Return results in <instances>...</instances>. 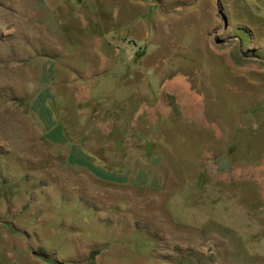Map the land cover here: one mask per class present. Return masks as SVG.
I'll return each mask as SVG.
<instances>
[{"label":"rangeland","instance_id":"1","mask_svg":"<svg viewBox=\"0 0 264 264\" xmlns=\"http://www.w3.org/2000/svg\"><path fill=\"white\" fill-rule=\"evenodd\" d=\"M0 264H264V0H0Z\"/></svg>","mask_w":264,"mask_h":264},{"label":"water","instance_id":"2","mask_svg":"<svg viewBox=\"0 0 264 264\" xmlns=\"http://www.w3.org/2000/svg\"><path fill=\"white\" fill-rule=\"evenodd\" d=\"M218 1V0H217ZM217 7H218V13L221 15V17L224 19L223 13L220 9L219 3H217Z\"/></svg>","mask_w":264,"mask_h":264}]
</instances>
